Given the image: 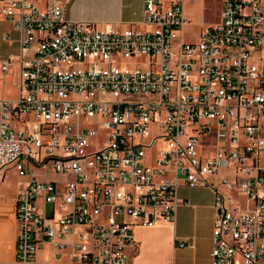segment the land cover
<instances>
[{
  "label": "built area",
  "instance_id": "built-area-1",
  "mask_svg": "<svg viewBox=\"0 0 264 264\" xmlns=\"http://www.w3.org/2000/svg\"><path fill=\"white\" fill-rule=\"evenodd\" d=\"M70 1L0 0L20 33L0 61L19 69L18 96L0 98V184L10 165L27 178L0 264H36L47 242L73 263L134 264V227L175 222L183 184L215 193L212 264H264V0H223L194 42L186 0H145L147 27L124 30L66 19Z\"/></svg>",
  "mask_w": 264,
  "mask_h": 264
},
{
  "label": "crops",
  "instance_id": "crops-1",
  "mask_svg": "<svg viewBox=\"0 0 264 264\" xmlns=\"http://www.w3.org/2000/svg\"><path fill=\"white\" fill-rule=\"evenodd\" d=\"M203 1L186 0L185 12L188 19L190 16L195 15L193 2L198 4L203 3ZM46 2L47 0H39L41 6H45ZM2 6L3 4L0 2V27L5 31V39L6 35H9V39L6 40L18 43V50L11 52L10 55L17 54L20 51V33L14 27L13 22L2 12ZM144 7L145 0H71L65 5L64 16L68 20L93 24L100 30L110 27L124 30L132 25L146 28L147 25L142 22ZM13 34H17V36L13 38ZM13 86L19 91L18 66L13 68L8 74L0 73V91L2 90L6 93ZM219 177H215L217 182H219ZM179 197L187 200L188 203L179 206L175 222L158 221L153 226L139 224L134 227L138 246L136 249L130 248L128 250L132 263L212 264L211 253L214 245L213 231L216 218V209L214 207L215 193L210 187L201 185L200 190H194L187 193L186 196L179 195ZM13 209L15 217V199ZM8 215L6 210L1 209L0 216L7 217H0V224L8 222ZM16 237L17 222L14 239L7 248L8 253L0 257V260L15 259ZM1 238L2 235L0 234V240ZM182 240L194 242L195 247L189 245L179 246L178 243ZM36 264L78 263H73L69 252H64L59 256L58 249L52 243L47 242L37 251ZM238 264H242V262L239 260Z\"/></svg>",
  "mask_w": 264,
  "mask_h": 264
},
{
  "label": "rangeland",
  "instance_id": "rangeland-1",
  "mask_svg": "<svg viewBox=\"0 0 264 264\" xmlns=\"http://www.w3.org/2000/svg\"><path fill=\"white\" fill-rule=\"evenodd\" d=\"M195 9V15L190 16L185 27H184V38L188 42H194L198 40L200 32L210 24L218 22L221 18V12L223 8L222 0H204L203 3L193 2ZM4 29L0 27V60L8 58L11 52H16L18 50V43L11 40H6L4 38ZM13 34V38L16 37ZM3 71L0 68V73ZM19 94V91L16 87H12L11 90L4 93L0 91V98H16ZM103 137H100V141ZM96 146H92L90 149H95ZM261 164L264 165V152L260 156ZM227 172V173H226ZM228 175V171L221 170L219 176L222 177ZM4 181L0 184V212L6 210L8 215V222L0 224V234L2 238L0 240V257H3L8 253L7 248L10 246L11 242L14 239L16 222L14 217V199L17 192V189L21 187L25 178L18 174V171L14 165L8 166L4 170ZM54 179H62V177L51 175ZM201 185L198 186H189V185H180L178 188V195L186 196L187 193L200 190ZM239 201L242 203V206H245L244 197L239 195ZM2 218L7 216H0Z\"/></svg>",
  "mask_w": 264,
  "mask_h": 264
}]
</instances>
